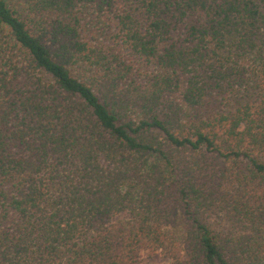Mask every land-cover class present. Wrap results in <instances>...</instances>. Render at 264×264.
<instances>
[{
    "label": "trees",
    "instance_id": "obj_1",
    "mask_svg": "<svg viewBox=\"0 0 264 264\" xmlns=\"http://www.w3.org/2000/svg\"><path fill=\"white\" fill-rule=\"evenodd\" d=\"M144 251L264 264V0H0V264Z\"/></svg>",
    "mask_w": 264,
    "mask_h": 264
},
{
    "label": "rangeland",
    "instance_id": "obj_2",
    "mask_svg": "<svg viewBox=\"0 0 264 264\" xmlns=\"http://www.w3.org/2000/svg\"><path fill=\"white\" fill-rule=\"evenodd\" d=\"M130 218L129 214H123L115 219L116 221H125ZM169 231L171 233L176 234L180 238H183L185 235L186 227L185 222L182 216L178 218L177 224L175 227L170 228ZM140 264H171V260L169 257L167 258L161 251L150 253L148 251H144L141 254Z\"/></svg>",
    "mask_w": 264,
    "mask_h": 264
}]
</instances>
